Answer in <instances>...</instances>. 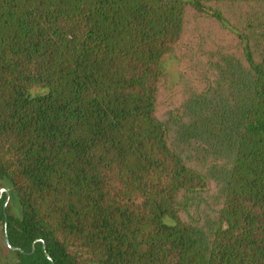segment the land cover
Returning <instances> with one entry per match:
<instances>
[{
	"label": "trees",
	"instance_id": "obj_1",
	"mask_svg": "<svg viewBox=\"0 0 264 264\" xmlns=\"http://www.w3.org/2000/svg\"><path fill=\"white\" fill-rule=\"evenodd\" d=\"M0 181L15 264H264V0H0Z\"/></svg>",
	"mask_w": 264,
	"mask_h": 264
},
{
	"label": "rangeland",
	"instance_id": "obj_2",
	"mask_svg": "<svg viewBox=\"0 0 264 264\" xmlns=\"http://www.w3.org/2000/svg\"><path fill=\"white\" fill-rule=\"evenodd\" d=\"M162 70L166 74L168 84H172L178 79V65L174 58L164 60L162 63ZM1 190L7 193L6 203L10 206V211L12 213H17V200L9 191L8 185L4 181H0V191ZM16 261V254L6 245L2 224L0 222V264H15Z\"/></svg>",
	"mask_w": 264,
	"mask_h": 264
},
{
	"label": "water",
	"instance_id": "obj_3",
	"mask_svg": "<svg viewBox=\"0 0 264 264\" xmlns=\"http://www.w3.org/2000/svg\"><path fill=\"white\" fill-rule=\"evenodd\" d=\"M3 191H4V190H1L0 193L3 192ZM5 242H6V245H7L10 249L15 250V248H13V247H11V246L9 245L6 236H5Z\"/></svg>",
	"mask_w": 264,
	"mask_h": 264
}]
</instances>
